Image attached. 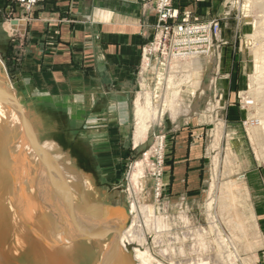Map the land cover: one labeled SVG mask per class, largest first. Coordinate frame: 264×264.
Listing matches in <instances>:
<instances>
[{
  "label": "rangeland",
  "instance_id": "rangeland-1",
  "mask_svg": "<svg viewBox=\"0 0 264 264\" xmlns=\"http://www.w3.org/2000/svg\"><path fill=\"white\" fill-rule=\"evenodd\" d=\"M13 1L24 7L28 14L33 13L39 3V0H35L33 5L28 4V1ZM217 1V12L208 17L198 13L201 6L198 4L202 1L186 4L182 3V0H140L143 10L147 15H153L156 23L152 25L151 35L141 47L140 62L136 69L131 96L126 101L119 96L111 100L103 98L100 101L104 108L110 103L127 102L130 112L128 124L124 126L125 138L120 137L110 142L109 147H103L105 140L101 138L103 137L101 135L98 143L100 146L97 147L91 145L90 141L82 140L81 134L88 128V124L76 123L71 112L65 111V113L63 110L57 112L54 109L47 110V116L30 114L25 102L17 96L14 83L16 75L20 73L21 53L12 52L13 57L9 58L8 65L0 53L4 63L0 65V77L4 83L2 86L9 89L23 107L27 117L35 126L41 144L59 166L68 167L77 177H80V174L90 178L91 190L94 191H91V197H87L89 201L122 205L129 212L131 201L138 193V189L133 187L134 196L131 194L132 183L129 181V176L136 164L144 162L147 185L136 199L142 198L141 201L144 204L153 206L155 214L151 216L149 225L151 228L148 227V229H151L150 231L155 235L163 234L164 240L163 243L156 245L153 242L154 237L151 236L144 246V248L148 246L154 255L153 264H162V261L163 264L183 263L187 257L192 258L189 255V247L199 238L184 240V234L189 230L203 231V239L208 243V247L210 246L206 254L209 257H214L219 252L226 264H264L262 259L264 255V151L253 130V127L258 124L259 115L255 109L258 101L252 79L255 67L254 43L250 41V36H254L257 30L255 25L257 18L251 6V0ZM29 19L30 17L28 20H23L26 23L25 26ZM13 21L17 20H9L10 28L21 34L24 29L21 28V21H17L15 25ZM12 24L16 29H13ZM185 53L192 54L184 57ZM170 77L172 79H169ZM172 92H178L180 111L176 118H173L169 107ZM146 95L157 96L160 102L162 97L166 98L161 108L162 111L164 110V115L159 123L150 128L143 143L136 146L134 143L135 105L138 99L145 101ZM99 120V126H106L104 130H107L109 124L104 121V117ZM220 125L222 127H219ZM4 129V125L0 126V133ZM216 132H219L221 136L216 135ZM45 136L54 138L61 148H51L52 144L43 140ZM62 151L71 155L74 160L77 159L78 165L70 162L69 158L65 159ZM185 159L188 162L187 165L179 164V160ZM46 165L49 166V164ZM181 169L186 172L187 179L184 183L189 181V185L186 184L185 187L174 180L175 174ZM45 170L47 171L46 167ZM35 173L32 174V181H35L32 184L37 189L40 178ZM13 185H15V179L10 182L11 188ZM77 185H79L77 191L86 194L84 186L80 183ZM224 185L228 186L229 192L233 195L231 204H236V207L247 217V224L254 228L252 231L255 234L253 238L247 235L237 238V256L229 259L226 258L227 251L222 250L217 242L218 238L215 229L213 231L212 221L207 218L206 207L212 197L215 200L213 212L218 220H216L217 225L226 239L232 240L233 235L221 219L220 209H218V199ZM112 196L116 198L113 199ZM34 199L38 198L34 196ZM15 202L17 204L15 208L17 206L19 209L17 201ZM39 203V213L33 221H29L27 216L21 210L19 212L17 208L15 211L17 210L18 215L14 217H12L14 211L12 213L7 210L8 216L11 217L9 225L12 224V218L18 217L17 223L19 222L24 229L32 232L30 228H33L37 231L30 234L31 239L36 242L37 240L50 241L47 227L50 228L49 223L55 221L53 213L45 208L47 206L44 202ZM129 214L126 226L133 220L131 212ZM182 215L188 218L185 217L184 220ZM186 218L188 224L185 222ZM164 220L169 227L161 230L160 226ZM252 242L255 243V251L254 259L250 262L249 254L243 249ZM133 246L130 245V253L133 251ZM167 247L177 250L172 261L160 254V250ZM180 248H183L185 252L183 255L179 252ZM24 253L19 260L14 261V264H42Z\"/></svg>",
  "mask_w": 264,
  "mask_h": 264
},
{
  "label": "crops",
  "instance_id": "crops-1",
  "mask_svg": "<svg viewBox=\"0 0 264 264\" xmlns=\"http://www.w3.org/2000/svg\"><path fill=\"white\" fill-rule=\"evenodd\" d=\"M198 1H202L199 14L210 17L217 12V0L182 3ZM28 17L23 35L12 31L10 19ZM155 23L140 0H39L30 14L13 0H0V53L6 64L12 52L21 53L14 83L30 114L71 112L76 123L88 124L82 140L97 147L103 138V147H109L110 142L125 138L130 112L127 102L104 108L100 101L117 96L126 101L131 96L141 47ZM101 117L109 124L107 130L99 126ZM179 164L188 162L179 160ZM186 179L182 169L174 177L184 187L189 185Z\"/></svg>",
  "mask_w": 264,
  "mask_h": 264
},
{
  "label": "bare ground",
  "instance_id": "bare-ground-1",
  "mask_svg": "<svg viewBox=\"0 0 264 264\" xmlns=\"http://www.w3.org/2000/svg\"><path fill=\"white\" fill-rule=\"evenodd\" d=\"M251 4H252L251 6L253 10L256 13V18H257L256 20L257 22L255 24L257 26V30H255L256 32L254 33V36H250L251 38L250 41L254 43L253 51L255 55V67H254V75L252 79L254 83V91L256 92V95H257L256 98L258 101L255 109L257 110V114L259 115V121L257 124L258 126L256 125V127H253V130L256 133L259 144L264 151V0H251ZM256 41H258V43H256ZM188 53L183 54V56L187 57L188 55L192 54V53L190 54ZM1 64L4 65L1 55H0V65ZM173 64H176V63H173ZM179 66H182V65H179ZM175 75H172V76H175ZM187 75L189 74L187 73ZM169 79H172V78L170 77ZM188 79H191V78H188ZM1 80L2 79L0 77V126L4 125L5 129L3 132L0 133V264H14V261L19 260L21 258L20 257L21 254L24 252L27 253V257H31V258L34 257V259L39 260L45 264H76L75 261H73L74 259L72 256L73 250H74L72 248L74 247L75 243L73 244V242L71 241L69 242L62 232L58 231L56 233V238H57V241L60 242V245H58V249L57 251H55V248L53 249V248H50L49 246L46 247L45 242H41L39 240H37L36 242V240L31 239L30 234H32V232H37V231H34L33 228H30L32 232H29L26 229H24L19 224V222L17 223L18 217L12 218L11 220L12 224L11 226L9 225L10 223L9 219H11V217L8 216L7 210H9L12 213L14 211V214L12 215V217L18 215L17 210L15 211V209L17 208V206L15 208V204H16L15 201H17L18 203L19 209L18 208L17 209L19 210V212L21 210L24 213V215L27 216V219L29 221H33L37 218L39 209H40L39 202L43 201V199L45 198L48 199L50 205L55 210H57L58 209L57 206L60 207V205H59V200H58L59 199L58 192L54 188L51 191L49 187L51 185L49 183L50 181L48 182V180L52 179L53 181V178H51V176L49 175L48 169H47L49 166L46 164H49V163H46V161L42 159L41 153L46 154L48 157L50 156L49 159L51 158L50 159L51 161L48 159L50 164L51 163L56 164V162H52V160L53 161H56V160L48 152V150L41 144L38 138V135L36 133L37 131L35 130V126H33V122L29 120V117H27L24 111L28 122L33 127L36 133L37 139L39 140V143L41 145L40 147L41 151H38V148L35 147L34 140L32 139L31 134L28 132L27 128L25 127V124L23 123L21 119L19 110L14 104V100L11 97L7 96V93L12 94V92L9 89H7L5 86H2L4 83ZM198 89L200 90V87ZM170 94L172 97H171V102L169 104V107L171 109L173 118H176L180 111L179 110L180 105L178 103V97H177L178 92H172ZM147 95H146V99H144L145 101L142 102V100L138 99L135 105L136 124H135V131H134V143L136 146L143 143V141L147 137V134L150 128L154 124L159 123L162 120L163 115H164V110L162 111L161 108L162 106H164L163 101L166 98L162 97V100H161L162 103H161L158 100L157 96L148 97ZM13 97L15 98L14 95ZM221 125L219 127L223 126ZM219 132H221V130ZM219 132L218 133L216 132V135H219ZM219 136H221V134ZM43 140L49 142V144H52L51 148L52 147L58 148V149L61 148L60 144L56 140H54V138L52 137H50L47 140L46 139H43ZM215 146L217 147V145ZM61 153L65 159L69 158L70 162H72L75 165H78L77 159L74 160L71 157V155L63 151ZM214 159L215 160L217 159L216 156ZM215 160L214 162L216 163L217 160L216 161ZM45 167L47 171L45 170ZM61 169L65 173V176L67 179L68 195H69L68 198L70 201L73 200L71 197L70 191H72L73 193L77 192L76 187L79 186L77 185L79 183L84 186V189L86 190V197H89V196L91 197L92 192L94 190L93 191L91 190V184L89 182L90 178L83 176V175L81 176L80 174H79L80 177H77L75 172L69 171L68 167L62 166ZM144 169H145L144 162L139 163L138 165L136 164L135 168L133 169V172L129 176V181L130 183H132L131 194L133 195L132 193L133 187L138 189V193L135 194V197L131 201V204L129 203L130 204L129 212H131L133 216V220L130 225L125 226L126 219L124 217V214L117 215L116 222L117 223L121 222V224L123 225L122 226L123 230H121L118 235V241H119V246H120V249H119L120 256H118V258L116 257L115 259L111 257V264H132V262H135L136 264H153L154 255H152L150 248L148 246L145 248L144 246H146L151 236L154 237L153 242H155L156 245L164 242L163 236H162L163 234L159 233L155 235V233L153 234L152 231H150L151 229H148V227H150L149 225L151 222V216L155 214L153 206L149 204L148 205L144 204L141 201L142 198L136 199V196L138 195L140 196L141 195L140 193H142L145 186L147 185L146 184L147 180L144 176ZM35 172L38 174L39 176L38 178H40V183H38L39 186H37V189H35L32 184L33 182L35 183V181H32V174H34ZM41 178L46 184L45 187H43V184L41 183V180H42ZM14 179H15V185H13L11 188L10 182L13 181ZM36 182H38V180ZM3 190H5V193H3ZM231 194L232 193L229 192L228 190V186L224 185L221 189V196L218 199L219 200L218 209H220L219 213H220L221 219L223 220L224 224H226L231 234L233 235V239L230 241L226 239L225 235L220 230L219 225H217L218 220L216 219L214 212H213L215 200L212 197L206 206L207 216H208L207 218H209V220L212 221L211 223L213 226V231L215 229V233L218 238L217 242H219L220 248L222 250H226L228 253V257L226 255L227 259L231 258L232 256L235 257V255L237 254V241H236L237 238L243 237L246 235L251 238L255 236V234L253 233L254 231H252L253 227L247 224L248 223L247 217L242 213V211H240L236 207V204L234 205L231 204V199H233L232 198L233 195ZM34 196H36L39 200L34 199ZM92 202H96V201H91L90 203ZM85 205L87 206L86 203ZM86 209H88L87 211L88 217L91 218L90 220L93 221L94 219H92L93 215L91 213L93 212L95 213V211L97 212V210H95L94 208H91L89 210L88 207ZM183 215L182 217H184V220H185V217L188 218V216H183ZM111 217H113V214L111 212H108L104 219L108 221V219L109 218L111 219ZM187 218L185 222H187L188 224L189 222L187 221ZM168 227L169 226H167V222L164 220L160 226L161 230H163L164 228L167 229ZM47 229L49 228L47 227ZM42 234H43V231H42ZM203 235L204 234L202 230L200 231L198 230L195 232H193L192 230H189L187 233H185L184 240L188 238L195 239V237L196 239L199 238V240L198 241L195 240L193 244L190 245L189 247V255H191L192 258L187 257L185 262L183 263L177 262L173 264H226L221 254L219 255V252H218V255L214 257H209L206 255L207 252L210 250V246L208 247V243H206V241L203 239ZM47 237H48V234H47ZM170 240H172V238ZM209 244H212V243H209ZM100 245L101 247H104L105 240H102V242H100ZM127 245H134L133 246L134 248L132 251L133 256L130 258L127 257V254H126V251L128 248ZM141 246L143 248H141ZM163 248L162 250L159 249L160 254L163 255L164 257H167L169 260L172 261L173 255L174 254L176 255V252H175L176 249L172 247H169V248L167 247L165 249ZM179 250H180L179 252H181L182 255L185 253L183 248H180ZM243 250L246 253H248L250 256L248 260L250 262L253 261L255 243L252 242L251 244H247ZM262 259H264V255L262 256ZM95 264H99V258L96 260ZM162 264H163V261H162Z\"/></svg>",
  "mask_w": 264,
  "mask_h": 264
},
{
  "label": "water",
  "instance_id": "water-1",
  "mask_svg": "<svg viewBox=\"0 0 264 264\" xmlns=\"http://www.w3.org/2000/svg\"><path fill=\"white\" fill-rule=\"evenodd\" d=\"M17 21H13V24L15 25ZM22 24L21 28H24L22 25L25 26V22L21 21ZM12 24V25H13ZM12 26L13 29H16L15 26ZM22 33V31H21ZM7 96L11 97L14 100V104L16 105L17 109L19 110L21 119L23 123L25 124V127L27 128L28 132L31 134L32 139L34 140L35 147L38 148V151H41V145L39 143V140L37 139L36 133L31 126V124L28 122L27 117L25 116L24 110L20 103L17 101L16 98L13 97L11 93H7ZM41 153V152H40ZM42 159L46 161V163H49V157L46 154H42ZM49 159V160H48ZM51 161V160H50ZM58 164L57 161H53ZM62 162V161H61ZM63 163V162H62ZM53 164L51 163L49 165L48 172L51 178V180H48L51 186L50 189H56V191L59 194V206L57 210L53 209V207L48 204V199H43L42 202L45 203V206H47L48 210L53 213L54 223L49 228L50 233V241H42L45 242V246H49L50 248H55V251L58 249V245H60V242L57 241L56 233L58 231L62 232L63 235L68 239V241L75 243L73 250V261H75L76 264H95L96 260L99 258V264H111V257L115 259L116 257L120 256V246L118 241V235L119 232L122 229L121 222H116L117 215L124 214L126 217L125 226L127 225L129 221V212L127 209L122 205H113L111 203L107 202H92L90 203L89 200L86 197V194L84 192H72L71 197L72 201L69 200L68 195V184L67 179L65 176V173L59 166V164ZM82 168V166H80ZM83 169V168H82ZM87 169V168H86ZM84 170V169H83ZM82 170V171H83ZM70 172H72L71 169H69ZM40 175V174H39ZM48 175V174H47ZM48 175V176H49ZM42 179V178H41ZM41 183L45 187V182L43 179L41 180ZM56 187V188H55ZM43 189V188H42ZM113 199L116 198L112 196ZM87 204V206L85 205ZM89 203V204H88ZM94 208L97 210L95 213H91L93 216V221L90 220L91 218L88 217V209ZM108 212H111L113 214V217L111 219L109 218L108 221H106L105 216ZM70 216V217H69ZM50 218V217H49ZM102 240H105V246L101 247L100 242ZM62 245V244H61ZM127 257H132V253L129 252L130 245H127ZM123 249V247H122ZM31 258V257H30ZM36 260V259H34ZM131 260V259H130ZM39 261V260H37ZM41 262V261H39ZM42 263V262H41ZM45 264V263H42ZM132 264H136L135 262H132Z\"/></svg>",
  "mask_w": 264,
  "mask_h": 264
},
{
  "label": "built area",
  "instance_id": "built-area-1",
  "mask_svg": "<svg viewBox=\"0 0 264 264\" xmlns=\"http://www.w3.org/2000/svg\"><path fill=\"white\" fill-rule=\"evenodd\" d=\"M22 2L28 1V4L33 5L35 0H21Z\"/></svg>",
  "mask_w": 264,
  "mask_h": 264
}]
</instances>
